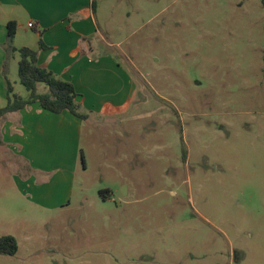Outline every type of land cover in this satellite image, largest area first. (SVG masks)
<instances>
[{
  "label": "rangeland",
  "instance_id": "obj_1",
  "mask_svg": "<svg viewBox=\"0 0 264 264\" xmlns=\"http://www.w3.org/2000/svg\"><path fill=\"white\" fill-rule=\"evenodd\" d=\"M95 11L132 98L85 122L72 177L0 125V237L19 245L0 264H264V0ZM7 74L26 96L18 56Z\"/></svg>",
  "mask_w": 264,
  "mask_h": 264
},
{
  "label": "crops",
  "instance_id": "obj_2",
  "mask_svg": "<svg viewBox=\"0 0 264 264\" xmlns=\"http://www.w3.org/2000/svg\"><path fill=\"white\" fill-rule=\"evenodd\" d=\"M94 8L95 0H0V108L7 103L6 77H9L5 63L11 56H18V53L9 56L2 50L8 40L7 25L15 21L14 45L37 50L39 65L71 81L79 94L80 112L87 116L81 119L69 111L53 113L34 103L0 119L1 132L21 151L25 150V156L40 168L43 151L52 152L55 158V153L61 150L58 165L69 177L75 173L78 137L85 122L94 114L124 112L133 92L132 78L119 60L95 43L102 33ZM29 22L34 26L29 27ZM14 83L15 91L23 95ZM43 89L38 84L40 93L47 91ZM57 196L52 193L50 200L55 201Z\"/></svg>",
  "mask_w": 264,
  "mask_h": 264
},
{
  "label": "trees",
  "instance_id": "obj_3",
  "mask_svg": "<svg viewBox=\"0 0 264 264\" xmlns=\"http://www.w3.org/2000/svg\"><path fill=\"white\" fill-rule=\"evenodd\" d=\"M7 27L8 40L5 49L9 56L18 53V80L26 88L28 94L24 97L16 92L13 83L5 75L7 103L0 108V119L8 113L18 112L27 105L34 103L49 112L69 111L81 119H86L87 116L80 112V104L77 102L79 94L74 84L39 65L37 50L28 46L16 47L14 45L17 30L15 21H10ZM41 46L43 45L41 44ZM7 64L5 63V70ZM39 83L46 85V92L40 93L38 91ZM82 159L85 160L83 156ZM18 248V241L13 235L0 237V254L14 255L17 253Z\"/></svg>",
  "mask_w": 264,
  "mask_h": 264
},
{
  "label": "built area",
  "instance_id": "obj_4",
  "mask_svg": "<svg viewBox=\"0 0 264 264\" xmlns=\"http://www.w3.org/2000/svg\"><path fill=\"white\" fill-rule=\"evenodd\" d=\"M34 23L33 22H29V27H33Z\"/></svg>",
  "mask_w": 264,
  "mask_h": 264
}]
</instances>
